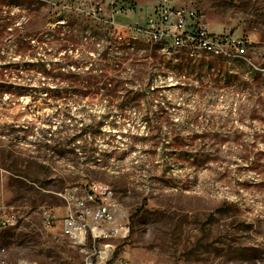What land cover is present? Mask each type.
<instances>
[{
	"label": "rangeland",
	"instance_id": "374dc122",
	"mask_svg": "<svg viewBox=\"0 0 264 264\" xmlns=\"http://www.w3.org/2000/svg\"><path fill=\"white\" fill-rule=\"evenodd\" d=\"M179 2L227 55L156 51L144 3L0 0V212L18 218L0 264H84L89 232L78 245L41 210L60 225L101 201L93 183L129 227L95 241L109 264H264V0Z\"/></svg>",
	"mask_w": 264,
	"mask_h": 264
},
{
	"label": "built area",
	"instance_id": "2783aa9c",
	"mask_svg": "<svg viewBox=\"0 0 264 264\" xmlns=\"http://www.w3.org/2000/svg\"><path fill=\"white\" fill-rule=\"evenodd\" d=\"M127 7V6H126ZM75 10L82 7L74 3ZM97 7L87 10V14L97 16ZM130 9L117 6L112 2L111 12L123 13ZM129 29H140L135 25H128ZM142 33L146 36L150 44L158 45V51L163 55H172L180 49H191V51H202L205 54L224 56L228 54L226 41L208 30L203 21L202 14L196 9L187 8L180 4L179 0H156L151 14L147 18ZM192 54V52H190ZM90 199L99 195L100 202L84 206L76 212L68 207V213L60 220L55 218L53 209L42 207L41 223L47 230L58 229L60 234L68 237L78 245H84L87 232L93 241V251L85 257L84 264H109L111 250L105 246L103 250H96L94 243L103 237L117 236L125 238L128 235L129 227L121 220V215L116 216V207L110 201L109 193L100 185L93 183L90 187ZM17 216L14 213L0 212V225L5 227L14 226L17 223ZM96 261H93V257ZM17 264H32L28 260H23ZM115 264H155L153 262L132 263L129 260L120 258Z\"/></svg>",
	"mask_w": 264,
	"mask_h": 264
},
{
	"label": "trees",
	"instance_id": "16d2710c",
	"mask_svg": "<svg viewBox=\"0 0 264 264\" xmlns=\"http://www.w3.org/2000/svg\"><path fill=\"white\" fill-rule=\"evenodd\" d=\"M153 46H154V49L156 50V51H158V45H155V44H152ZM35 63H28V65L30 66V65H34ZM65 64L67 65V67H70V68H75V67H77L78 65H77V63L75 62V61H67V62H65ZM41 65V66H40ZM39 65V68H43L42 69V71L45 73V74H47L48 73V70L46 69V68H44L45 67V63H42V64H40ZM36 66V65H35ZM58 68H64L65 67V65H62V64H58ZM91 68V67H90ZM89 68V69H90ZM68 71H69V76H70V81H73V78H74V74H72V72H71V70L68 68ZM93 78V77H92ZM174 143L176 144V146L178 145V143H179V140H178V137L177 136H175L174 137ZM206 159V158H205ZM204 160V159H203ZM195 161L196 162H200V161H202V159L200 158V157H195Z\"/></svg>",
	"mask_w": 264,
	"mask_h": 264
},
{
	"label": "crops",
	"instance_id": "0c3cea01",
	"mask_svg": "<svg viewBox=\"0 0 264 264\" xmlns=\"http://www.w3.org/2000/svg\"><path fill=\"white\" fill-rule=\"evenodd\" d=\"M131 1H132V2H138L137 4H139V3L148 4V5H150V7H151L150 10H152V8H153V6H154V4H155V2H156V0H131ZM149 3H150V4H149ZM133 4H134V3H133ZM133 7H136V5L134 4Z\"/></svg>",
	"mask_w": 264,
	"mask_h": 264
}]
</instances>
